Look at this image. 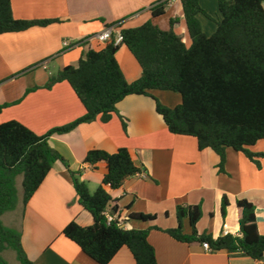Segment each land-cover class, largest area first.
<instances>
[{"label": "crops", "instance_id": "1", "mask_svg": "<svg viewBox=\"0 0 264 264\" xmlns=\"http://www.w3.org/2000/svg\"><path fill=\"white\" fill-rule=\"evenodd\" d=\"M11 1L17 18L54 20L46 26L0 34V104L20 100L0 113V123L18 120L39 135L86 113L69 82L57 83L52 88L45 85L52 74L65 66L78 65L89 49L106 45L96 39L88 40L91 36L109 26L116 25L117 30H122L148 21L167 30L170 20L179 18L175 32L187 46L192 43L182 0H170L160 17H154L151 8L163 0ZM200 4L214 18L221 17L219 0H200ZM198 17L205 33L212 35L217 29L216 22L203 14ZM65 40L79 44L65 47ZM117 60L130 82L142 75V67L127 46L119 49ZM35 86L38 88L26 93ZM151 93L168 106L181 103L180 97L166 90ZM117 108L118 113L108 122L98 118L49 138L50 145L60 152L68 166L56 161L26 206L21 205L18 224L8 225L22 230V243L33 263L99 264L63 234L71 221L82 226L93 223L92 214L79 202L70 172H79L93 193L101 185L107 166L103 162L97 165L84 162L88 151L103 149L113 153L127 147L145 172L129 177L120 188L109 191L117 200L118 209L129 217L126 228L150 229L148 238L160 264H257L258 261L242 253L208 251L202 242L178 241L166 230L178 226V206L201 205L199 234L217 238L224 234L226 225L229 234L239 236L237 201L247 199L256 207L258 229L264 234V157L258 158L259 167L243 152L228 148L224 170H220L221 159L214 150H200L194 136L169 130L152 96L128 95ZM120 115L127 119V131ZM251 150L264 153V139L251 146ZM224 196L229 200L225 216ZM135 213L154 218L137 219L132 217ZM182 224L184 233L189 234V218L184 217ZM109 264H136V261L124 246Z\"/></svg>", "mask_w": 264, "mask_h": 264}, {"label": "trees", "instance_id": "2", "mask_svg": "<svg viewBox=\"0 0 264 264\" xmlns=\"http://www.w3.org/2000/svg\"><path fill=\"white\" fill-rule=\"evenodd\" d=\"M169 2L163 0L154 4L153 16L164 15ZM182 5L192 40L190 46L174 30L179 18H172L167 30L148 21L138 27L122 29L119 43L113 34L103 48L89 49L78 65L65 66L50 76L46 88L63 81L70 83L86 109L82 117L52 128L44 135L18 120L0 123V264H9L2 253L10 248L16 251L20 264H34L23 246L22 230L5 225L1 219L17 205L16 178L23 176L22 205L25 207L56 161L68 166L60 152L50 145L51 135L68 132L98 118L110 121L118 113V103L128 95L152 96L169 130L194 136L200 150H214L221 159L220 170H224L228 148L243 152L260 167L258 158L264 157V153L253 152L251 146L264 139V0H219V19L206 11L200 0H182ZM199 14L216 22L217 29L212 35L203 30ZM52 21L17 18L12 1L0 0V34L46 26ZM124 45L142 67V75L133 82L126 78L117 60V53ZM37 88H30L26 93ZM153 90L179 92L182 101L177 106H168L151 93ZM19 101L0 104V113ZM120 117L127 131V119ZM84 162L90 165L103 162L107 166L101 185L93 193L79 172H70L79 202L92 214L93 223L82 226L71 221L63 234L99 264H109L124 246L131 251L136 264H160L148 238L150 229L123 228L116 221L109 223L104 213L110 206L113 211L118 209L117 200L109 189L120 188L126 179L142 175L145 169L136 164L127 147L113 153L92 149ZM228 206V197L224 196V216ZM237 207L239 236L226 234L214 238L208 233L199 234L201 205L178 206L179 224L166 233L178 241H207L213 251L242 253L263 261L264 234L258 229L256 207L247 199H239ZM132 217L154 218L143 213ZM184 217L190 221L189 234L183 231Z\"/></svg>", "mask_w": 264, "mask_h": 264}, {"label": "built area", "instance_id": "3", "mask_svg": "<svg viewBox=\"0 0 264 264\" xmlns=\"http://www.w3.org/2000/svg\"><path fill=\"white\" fill-rule=\"evenodd\" d=\"M117 27L118 26H116V25L109 26L106 29H104L102 32L97 33L94 36H91L90 38H88V40L96 39L99 41L107 42L112 38L113 34H116V36H115L116 43H119L122 39V35L120 32L121 30L116 29ZM77 44H79V43H77ZM77 44L72 43L70 40L64 41L65 47H72V46L77 45ZM104 213H105V216H106L109 223L116 221L119 226L126 228L127 221L129 219V217L126 213L121 212L119 209L113 211L111 206L108 207ZM226 234H229V232H228L226 225H225V231H224L223 235H226ZM203 247L208 251L212 250L211 245L207 241L203 242ZM257 264H262V261H258Z\"/></svg>", "mask_w": 264, "mask_h": 264}, {"label": "rangeland", "instance_id": "4", "mask_svg": "<svg viewBox=\"0 0 264 264\" xmlns=\"http://www.w3.org/2000/svg\"><path fill=\"white\" fill-rule=\"evenodd\" d=\"M168 94L176 95L180 97L182 101V96L179 92L176 91H166ZM171 101V99H170ZM23 176H18L16 178V188H17V205L14 209L5 212L1 219L5 225H11L14 227L19 222V215H20V207L22 205V197H23ZM2 256L9 262V264H20V261L17 258V253L14 249H7L2 253Z\"/></svg>", "mask_w": 264, "mask_h": 264}]
</instances>
